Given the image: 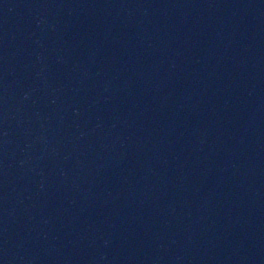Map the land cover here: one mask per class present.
Wrapping results in <instances>:
<instances>
[{
  "label": "water",
  "instance_id": "95a60500",
  "mask_svg": "<svg viewBox=\"0 0 264 264\" xmlns=\"http://www.w3.org/2000/svg\"><path fill=\"white\" fill-rule=\"evenodd\" d=\"M0 264H264V0H0Z\"/></svg>",
  "mask_w": 264,
  "mask_h": 264
}]
</instances>
